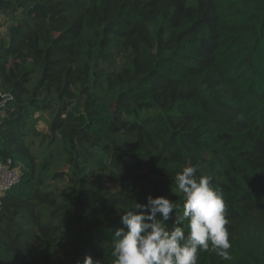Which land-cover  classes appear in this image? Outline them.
<instances>
[{"label":"trees","instance_id":"16d2710c","mask_svg":"<svg viewBox=\"0 0 264 264\" xmlns=\"http://www.w3.org/2000/svg\"><path fill=\"white\" fill-rule=\"evenodd\" d=\"M0 14V163L19 170L0 264H113L135 202L166 196L182 215L189 165L221 192L232 245L198 264H264V0H0Z\"/></svg>","mask_w":264,"mask_h":264},{"label":"clouds","instance_id":"9594fccd","mask_svg":"<svg viewBox=\"0 0 264 264\" xmlns=\"http://www.w3.org/2000/svg\"><path fill=\"white\" fill-rule=\"evenodd\" d=\"M198 171L199 165H189L174 177L184 194L182 215L176 216L177 205L162 195H149L146 203L135 202L123 212L122 226L112 234L113 264H198L199 254L207 251L231 259L225 201L213 178L197 176ZM82 264L100 261L87 255Z\"/></svg>","mask_w":264,"mask_h":264},{"label":"built area","instance_id":"2783aa9c","mask_svg":"<svg viewBox=\"0 0 264 264\" xmlns=\"http://www.w3.org/2000/svg\"><path fill=\"white\" fill-rule=\"evenodd\" d=\"M19 181V170L0 163V194Z\"/></svg>","mask_w":264,"mask_h":264},{"label":"rangeland","instance_id":"374dc122","mask_svg":"<svg viewBox=\"0 0 264 264\" xmlns=\"http://www.w3.org/2000/svg\"><path fill=\"white\" fill-rule=\"evenodd\" d=\"M8 20L0 14V41L6 36L7 30H8ZM38 126L42 131L48 130V122L50 120V114L41 115L39 117Z\"/></svg>","mask_w":264,"mask_h":264}]
</instances>
